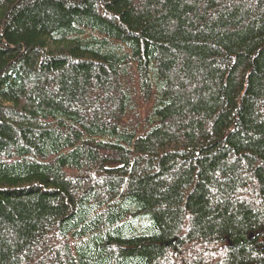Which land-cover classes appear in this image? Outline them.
Here are the masks:
<instances>
[{
    "label": "trees",
    "instance_id": "16d2710c",
    "mask_svg": "<svg viewBox=\"0 0 264 264\" xmlns=\"http://www.w3.org/2000/svg\"><path fill=\"white\" fill-rule=\"evenodd\" d=\"M0 264H264V0H0Z\"/></svg>",
    "mask_w": 264,
    "mask_h": 264
}]
</instances>
